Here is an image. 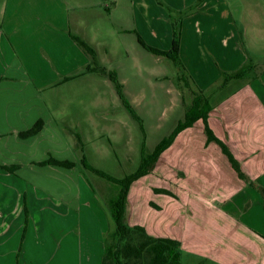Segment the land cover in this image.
I'll use <instances>...</instances> for the list:
<instances>
[{
    "label": "crops",
    "instance_id": "crops-1",
    "mask_svg": "<svg viewBox=\"0 0 264 264\" xmlns=\"http://www.w3.org/2000/svg\"><path fill=\"white\" fill-rule=\"evenodd\" d=\"M180 12L178 53L199 89L264 59V0H0V164L18 165L0 167V264H101L113 219L105 191L82 181V159L94 167L90 155L117 160L116 144L127 159L131 141L129 112L106 71L160 130L155 111L167 99L171 59L143 44L169 49ZM73 36L95 50L105 73L86 70L90 57ZM171 86L178 115L169 131L191 100ZM207 95L213 134L264 186V70ZM37 119L36 134L18 135ZM50 156L75 165L36 163ZM153 172L169 174L176 188L145 187L152 171L134 180L128 224L179 240L181 264H264L263 197L207 141L201 118L177 133Z\"/></svg>",
    "mask_w": 264,
    "mask_h": 264
},
{
    "label": "trees",
    "instance_id": "trees-1",
    "mask_svg": "<svg viewBox=\"0 0 264 264\" xmlns=\"http://www.w3.org/2000/svg\"><path fill=\"white\" fill-rule=\"evenodd\" d=\"M200 1V0H199ZM184 15L182 12L177 14V19L173 21V38L169 49L159 50L147 44H142L149 50L163 54L170 58L178 72L176 75L177 82H181L183 87H179L185 95L187 92L191 94V100L188 104L184 103L185 111L183 119L179 120L175 127L168 135L163 136L152 150H148L144 141H142L140 148V161L138 167L122 178H115L102 169L96 168L88 164L82 159V164L98 175L118 184V192L108 201L109 213L113 219V227L107 231L104 237V254L101 264H181V247L180 241L164 236H154L146 231L144 226L140 224L130 225L126 221V206L127 193L131 183L140 176L147 174L154 168L155 162L160 153L167 148L173 141L175 136L182 129L191 126L197 119L201 118L204 123L205 132L207 134V141L216 140L223 152L228 156L232 167L237 172L238 176L245 182L256 185L250 181L247 175L242 171L239 161L232 155L228 147L217 138L208 125V113L212 108L208 92L215 89H223L227 86L231 79L249 78V76L256 71V64L251 62L245 63L240 69L233 72L222 73L220 79L209 90H201L194 83L178 53V44L180 38V17ZM74 40L83 51L90 57V62L86 66L87 71H100L105 73V67L98 64L95 50L83 39L73 36ZM109 78L113 81L115 88L122 100L124 106L129 110L132 117L139 122L140 128L143 131L142 119L134 111L132 106L127 101L123 91L122 83L116 76L114 71H106ZM69 77H65L67 79ZM183 95V96H184ZM183 101L185 102L184 98ZM43 120L37 119L27 129L18 131L20 137H28L36 134L43 127ZM37 164H55L63 167L74 166V161L70 159H57L55 157H48L46 159L36 162ZM17 164H0V167L14 171ZM157 192H165L171 194V191L165 188H154ZM264 194V189H263Z\"/></svg>",
    "mask_w": 264,
    "mask_h": 264
},
{
    "label": "rangeland",
    "instance_id": "rangeland-1",
    "mask_svg": "<svg viewBox=\"0 0 264 264\" xmlns=\"http://www.w3.org/2000/svg\"><path fill=\"white\" fill-rule=\"evenodd\" d=\"M170 68L168 70V74H169V78L168 79L171 81H166L165 83H167V86H169L167 89H165V91H163L164 93H167V99L162 100L161 104L158 106V108H156V115L158 113V117L161 120V123H163V126L160 130L158 129H154V128H150V119L148 117V115H144L146 113L144 112H139L138 108L139 106L134 105V101L131 100H127L129 102V104L132 106V108L134 109V111L141 117V118H145V124L143 130L145 129L146 131H142L139 125V122L137 120H135L131 113L129 112V110L125 107L126 111L129 112V118H130V125L129 128L131 130L130 136H131V141L129 143V151H130V155L128 156V158L126 159L125 153L123 151V154H121V148L119 147V145L116 144L117 149L115 148L114 151L117 153L119 152V157L117 160H114V158H111L109 156H103L101 154H95V155H90L89 158L92 160V163L98 167L99 169L104 170L105 172L109 173L110 175L114 176L115 178H122L124 177L126 174L132 173L139 165V161H140V148H141V144L142 141H144L146 143V147L148 150H152L154 148V146L157 144V142H159L158 140L161 139L163 136H166L169 134V130L170 128L173 126V122H175L178 112L176 109V104H175V100L170 99V97H173L170 92L173 91V86H182L181 82H177L176 80V76L174 77V71H176V66H174L171 62V60H168ZM256 71L253 72L249 77L252 78V76H254L257 73H261L264 70V59L261 60L260 62H258V64L256 65ZM172 71V72H171ZM171 72V73H170ZM125 95V94H124ZM188 95V93L185 94V96ZM136 108V109H135ZM159 110V112H158ZM127 112V113H128ZM143 114V115H142ZM148 127V129H147ZM154 127V126H151ZM112 148V147H111ZM113 149V148H112ZM123 149V148H122ZM118 150V151H117ZM123 155V157L121 156ZM128 160V161H126ZM75 165V164H74ZM84 167V166H83ZM85 168V167H84ZM66 169V168H65ZM87 170H84L85 175H81L82 177V181L84 180L87 184L89 183V186L98 190H101L104 192V201L105 204L104 206H106V209L109 212V207H108V201L111 197H113L114 195L117 194L118 192V184L114 183L100 175H98L96 172L85 168ZM9 171V170H8ZM10 172H14V171H10ZM79 172V171H77ZM156 175L155 172H153L152 169V174L149 175L146 179H148V181H146L145 183V187L147 188H154V187H171L172 189L176 188V181L175 180H171L169 178V174H163L160 176ZM73 181L75 182V177H73ZM135 185H138V183H136ZM134 185V189L136 188V186ZM13 186L12 181H10V187ZM68 186L62 185L61 184V190L66 189ZM138 187V186H137ZM253 188H255L263 197L264 200V194H263V189L264 186L260 185L259 183L254 186L252 185ZM103 195H101V197L103 198ZM146 197V195H145ZM144 196L142 198H145Z\"/></svg>",
    "mask_w": 264,
    "mask_h": 264
}]
</instances>
